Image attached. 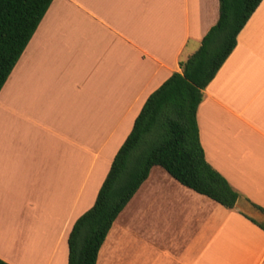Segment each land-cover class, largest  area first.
Segmentation results:
<instances>
[{"label": "crops", "instance_id": "obj_1", "mask_svg": "<svg viewBox=\"0 0 264 264\" xmlns=\"http://www.w3.org/2000/svg\"><path fill=\"white\" fill-rule=\"evenodd\" d=\"M219 17L220 0H54L0 95L1 260L69 264L73 227L146 101ZM197 122L206 161L240 194L236 208L154 167L97 264H264V231L250 220L264 223V1Z\"/></svg>", "mask_w": 264, "mask_h": 264}, {"label": "trees", "instance_id": "obj_2", "mask_svg": "<svg viewBox=\"0 0 264 264\" xmlns=\"http://www.w3.org/2000/svg\"><path fill=\"white\" fill-rule=\"evenodd\" d=\"M263 1L220 0L218 23L197 52L180 61L181 72L148 98L94 206L75 223L69 237V264H97L114 222L154 167L222 207L236 208L240 194L206 161L197 112L204 91L236 49L240 33ZM53 2L0 0V93ZM250 220L264 231V223ZM0 264L8 263L0 259Z\"/></svg>", "mask_w": 264, "mask_h": 264}, {"label": "rangeland", "instance_id": "obj_3", "mask_svg": "<svg viewBox=\"0 0 264 264\" xmlns=\"http://www.w3.org/2000/svg\"><path fill=\"white\" fill-rule=\"evenodd\" d=\"M24 74L26 75L27 77V73L24 72ZM25 77H22V79L20 80V82H23L25 81L26 79H24ZM21 85V83L19 84V86ZM14 87V84L12 82H9V84L7 86H5V90L2 91V93L0 94L4 99L6 98V96L8 95V92L11 88ZM18 88V87H17ZM11 101V100H9ZM22 109L26 110L27 113L29 114V117H30V93H28L25 97V100L24 102L22 103V106H21ZM162 169V168H161ZM167 173V172H166Z\"/></svg>", "mask_w": 264, "mask_h": 264}]
</instances>
